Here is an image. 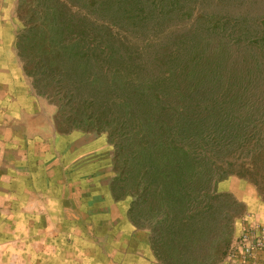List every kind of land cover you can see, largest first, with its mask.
Segmentation results:
<instances>
[{
    "label": "trees",
    "instance_id": "16d2710c",
    "mask_svg": "<svg viewBox=\"0 0 264 264\" xmlns=\"http://www.w3.org/2000/svg\"><path fill=\"white\" fill-rule=\"evenodd\" d=\"M38 4L39 12L28 10L22 19L16 46L36 92L57 107L56 130L105 134L115 158L124 159L122 180L138 201L140 177L152 185L153 205L165 192L174 204V212L167 213L173 212L174 221L182 216L186 189L191 202L205 201L195 216L217 221L223 195L216 193L214 175L198 153L204 143L203 111L210 112L215 120L210 128L217 132L222 110L215 107L237 104L239 90L226 99L220 90L208 93L207 86L220 82L217 62L233 51L243 61L264 60V0ZM139 34V43L128 38ZM210 38L220 44L216 65L208 68ZM170 123L174 130H165V138L160 129ZM216 176L215 182L224 178Z\"/></svg>",
    "mask_w": 264,
    "mask_h": 264
},
{
    "label": "crops",
    "instance_id": "0c3cea01",
    "mask_svg": "<svg viewBox=\"0 0 264 264\" xmlns=\"http://www.w3.org/2000/svg\"><path fill=\"white\" fill-rule=\"evenodd\" d=\"M15 4L0 0V264H160L141 233L110 213L115 202L100 180L98 153L56 131L57 107L36 92L15 53ZM218 190L246 205L248 222L264 226L254 187L232 179ZM256 255L264 264V250Z\"/></svg>",
    "mask_w": 264,
    "mask_h": 264
},
{
    "label": "rangeland",
    "instance_id": "374dc122",
    "mask_svg": "<svg viewBox=\"0 0 264 264\" xmlns=\"http://www.w3.org/2000/svg\"><path fill=\"white\" fill-rule=\"evenodd\" d=\"M28 10H40L37 0H16L13 17L10 19L14 24L11 36L15 41V53L23 71L24 62L19 56L16 41L23 28L22 19L27 15ZM38 12H35V16H38ZM134 30L133 32L137 33V30ZM176 32L178 34L176 37L180 36L181 33ZM141 36L143 34L129 35L128 38L132 43H139ZM173 37L174 34L170 38L174 40ZM210 42L208 53L211 55L208 56L210 60L207 62L211 64L208 68L215 64L214 61L218 58L215 51L219 50L217 44H220L217 39L210 38ZM218 63H220V82L213 88L209 84L207 91L220 90L226 99L231 97L230 93L234 92L233 89L239 90V93L237 104L234 106L225 109L227 105L218 103L220 108L215 107L216 110H222L218 118L221 126L216 125L217 132L214 133V129L210 128V124L212 126L215 124L210 112L203 111L206 123L203 133L204 143L198 142L200 143L198 153L204 155L206 166L214 175L212 182L214 181L216 193L223 195L219 198L221 215L217 216V221L210 223L205 216L204 218L195 216V213H198L196 211H201L205 201L197 199L191 202V195H187L189 193L187 189L181 209L182 216L174 221V204L166 199L165 192L158 195L157 205H153L150 199L152 191L150 193L149 190L152 185L147 187L146 182H142L143 179L140 177L138 201V196L131 195L130 186L126 187L122 180L125 179L126 171L124 159L115 158L114 146L108 142L105 134L76 130L63 133L56 130L61 134H69L74 140H82L84 149H92L98 153L100 180H108V196L115 202L114 209L110 213L122 215L132 232L141 233L140 238L145 241L144 245L148 247L154 260L160 264H225L228 261L232 245L241 233L244 223L248 222L246 218L250 212H247L246 205L238 201L233 194L219 191V183L232 179L247 183L254 187L258 199L264 204V60L243 61L238 53L233 51L228 60L219 59ZM63 128L67 129V126ZM173 128V123L163 125L160 132L165 133L167 138L168 129L174 130ZM102 154L108 155L107 160L101 159ZM217 174L224 175V178L215 182ZM99 192L100 198L105 197L104 190ZM169 208H173V212L167 215ZM118 224L117 228L124 229L122 224Z\"/></svg>",
    "mask_w": 264,
    "mask_h": 264
},
{
    "label": "built area",
    "instance_id": "2783aa9c",
    "mask_svg": "<svg viewBox=\"0 0 264 264\" xmlns=\"http://www.w3.org/2000/svg\"><path fill=\"white\" fill-rule=\"evenodd\" d=\"M261 250H264V226L258 222H246L232 245L229 261L238 264L236 259L252 258L253 262L248 264H257L256 254Z\"/></svg>",
    "mask_w": 264,
    "mask_h": 264
}]
</instances>
